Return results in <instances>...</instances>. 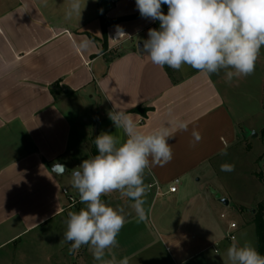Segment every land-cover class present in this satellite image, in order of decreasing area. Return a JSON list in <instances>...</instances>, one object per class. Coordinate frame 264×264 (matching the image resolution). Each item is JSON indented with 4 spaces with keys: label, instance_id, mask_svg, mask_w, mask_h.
I'll use <instances>...</instances> for the list:
<instances>
[{
    "label": "crops",
    "instance_id": "crops-1",
    "mask_svg": "<svg viewBox=\"0 0 264 264\" xmlns=\"http://www.w3.org/2000/svg\"><path fill=\"white\" fill-rule=\"evenodd\" d=\"M71 2L0 0V250L62 217L64 234L68 213L84 207L79 194L64 192L70 155L83 150L92 157V139L101 132L127 139L108 117L115 107L130 116L137 131L168 126L174 138L171 162L146 173L145 184H159L162 194L147 192L144 207L150 211L144 222L137 223L128 198L102 197L127 214L119 246L109 253L117 261L127 256L129 264H228L229 232L236 240L241 230L243 244L250 242L244 234L253 227L258 239L246 211L229 208L235 194L229 184L242 175L261 183L264 47L254 73L231 83L223 71L208 76L187 65L180 71L160 68L138 51L159 21L141 17L135 0H80L81 16L69 17ZM161 7L167 14V5ZM118 32L123 35L117 37ZM89 95L98 111L84 138L72 140L69 113L74 102L86 104ZM137 107L149 111H132ZM180 122L187 131L179 130ZM193 130L202 137L199 143ZM225 148L227 155L241 152L224 160L219 153ZM244 153L251 154L254 166L233 176L220 173L221 164L242 161ZM57 165L65 171L58 172ZM172 185L176 192L169 191ZM234 215L243 218L241 229ZM40 242L32 238L38 249L28 254L29 264L62 260L61 252H48L47 240ZM253 246L258 249L256 240ZM69 247L63 239V264H98L87 246L75 255Z\"/></svg>",
    "mask_w": 264,
    "mask_h": 264
},
{
    "label": "clouds",
    "instance_id": "clouds-1",
    "mask_svg": "<svg viewBox=\"0 0 264 264\" xmlns=\"http://www.w3.org/2000/svg\"><path fill=\"white\" fill-rule=\"evenodd\" d=\"M135 4L141 17L159 21V29L150 28L140 48L153 65L175 71L187 65L208 76L223 71L228 83L254 73L264 47V0H135ZM164 4L167 14L162 11ZM83 9L80 0H72L67 15L81 16ZM114 109L108 117L127 139L121 142L113 134L101 132L94 140L97 154L73 169L71 185L84 207L68 213L63 234L64 241L70 243V254L87 246L98 264H129L127 256L117 261L109 253L119 246L117 237L127 214L102 197L119 193L121 198H128L133 201L137 223L144 222L150 211L144 207L149 190L146 173L173 158L169 140L174 133L168 126L145 134L136 130L129 115ZM178 127L188 129L183 122ZM192 137L194 143L202 139L196 130ZM219 155L226 156V148ZM56 167L65 171L63 165ZM220 170L232 172L235 166L224 163ZM227 258L228 264H264V255L255 246L247 241L240 244L235 238Z\"/></svg>",
    "mask_w": 264,
    "mask_h": 264
},
{
    "label": "rangeland",
    "instance_id": "rangeland-1",
    "mask_svg": "<svg viewBox=\"0 0 264 264\" xmlns=\"http://www.w3.org/2000/svg\"><path fill=\"white\" fill-rule=\"evenodd\" d=\"M98 111V104L96 103L94 98H90V95L87 97L86 104L83 102H74L73 103V109L69 113V117L71 118L73 122V133H72V140H80L84 138L86 134V127H90L91 123L93 122V114ZM74 113V117H73ZM87 120V122H86ZM252 136V133H251ZM77 152L74 155H70L69 164H68V170L64 174V187L69 192V195L73 194L75 196H78V191L72 187L71 185V176L72 171L74 168L78 167L83 160L87 159V157L84 155V153ZM237 153L241 152L240 149L235 150ZM233 151V153L235 152ZM233 153L226 155L224 157V160H230L232 159ZM244 156L242 161L235 162L233 161L231 164L235 166V170L232 172H223L220 173L223 174V176H232L234 174H239V171H246L250 169L253 164H251V154L244 153ZM230 164V163H229ZM219 165V164H218ZM259 170L261 171L260 181L261 183H258V181H255L249 177V175H242V179L240 180H232L230 182V187L233 189L232 191L235 193L232 195L231 199V205L230 209H233L235 206L236 208L242 207L244 211H246V214L250 216V218H254L253 211L257 208V205L259 201H262L264 199V159L260 160L259 162ZM219 169V167H218ZM255 169H258L257 165H255ZM220 170V169H219ZM219 173V174H220ZM221 175V174H220ZM239 177V175H238ZM257 203V204H256ZM244 205V206H242ZM252 209L248 210V209ZM248 210V211H247ZM238 214V213H237ZM229 218H232V215H229ZM236 219V221L240 224L239 229L243 227V218L239 216L233 217ZM58 220V219H57ZM242 225V226H241ZM245 228V227H244ZM249 235L244 234V236L248 237L250 243L253 245L256 242H258V239L255 237L254 229L253 227H250ZM238 239H236L237 242L241 240L242 231L239 230ZM34 236H38L39 240H41L40 244L43 245L44 241L47 240L46 248L49 250L48 252H52L56 255L61 252L62 260L61 261H52L49 264H63V217L59 219L58 221H54V223L51 224L50 227L40 229L38 232H34L32 234L24 235L19 241L12 243L3 249L0 250V264H29L28 261V254L32 251H34L35 248L38 249L37 245H31V240ZM45 239V240H44ZM230 239V238H229ZM247 239V238H246ZM231 240V239H230ZM32 248V250L30 249Z\"/></svg>",
    "mask_w": 264,
    "mask_h": 264
},
{
    "label": "trees",
    "instance_id": "trees-1",
    "mask_svg": "<svg viewBox=\"0 0 264 264\" xmlns=\"http://www.w3.org/2000/svg\"><path fill=\"white\" fill-rule=\"evenodd\" d=\"M103 28L105 27V19L104 17H101ZM132 111L142 113L143 115L149 111V108H141L137 107L134 108ZM95 138L92 139V146H91V153L92 156L97 154V149L94 144ZM253 223L256 227V233L258 237V252H260L261 255H264V200L260 201L257 205V208L255 209Z\"/></svg>",
    "mask_w": 264,
    "mask_h": 264
},
{
    "label": "built area",
    "instance_id": "built-area-1",
    "mask_svg": "<svg viewBox=\"0 0 264 264\" xmlns=\"http://www.w3.org/2000/svg\"><path fill=\"white\" fill-rule=\"evenodd\" d=\"M153 189L155 190L156 196L162 194V191H161L162 188H161V186L159 184H157V183H151V184H149V190H148V192H153ZM176 190H177V186L176 185H172V186L169 187V191L170 192H176ZM64 192L67 193V190L64 189ZM230 227L232 229H234V228L237 227V224L233 222V223L230 224ZM227 237L230 238L231 240H234V238L236 236H235V233L234 232H229L227 234Z\"/></svg>",
    "mask_w": 264,
    "mask_h": 264
},
{
    "label": "water",
    "instance_id": "water-1",
    "mask_svg": "<svg viewBox=\"0 0 264 264\" xmlns=\"http://www.w3.org/2000/svg\"><path fill=\"white\" fill-rule=\"evenodd\" d=\"M142 42H139L138 43V51L140 52V48H142ZM141 53V52H140ZM252 133V136H257V133L256 132H251ZM250 133V134H251ZM65 169V168H64ZM57 170H58V172H61L60 171V169L59 168H57ZM222 200V202L224 203V204H226V205H228L229 204V201L227 200V199H221Z\"/></svg>",
    "mask_w": 264,
    "mask_h": 264
},
{
    "label": "bare ground",
    "instance_id": "bare-ground-1",
    "mask_svg": "<svg viewBox=\"0 0 264 264\" xmlns=\"http://www.w3.org/2000/svg\"><path fill=\"white\" fill-rule=\"evenodd\" d=\"M122 35L123 33H120V32L117 33V37L122 36Z\"/></svg>",
    "mask_w": 264,
    "mask_h": 264
}]
</instances>
